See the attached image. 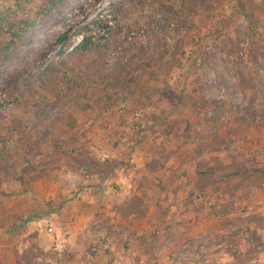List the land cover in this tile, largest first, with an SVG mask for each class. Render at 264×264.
<instances>
[{
	"label": "rangeland",
	"instance_id": "374dc122",
	"mask_svg": "<svg viewBox=\"0 0 264 264\" xmlns=\"http://www.w3.org/2000/svg\"><path fill=\"white\" fill-rule=\"evenodd\" d=\"M110 1L62 0L44 11L50 0H0V8L9 7L20 19L33 21L10 56L0 54V136H5L0 264H264V183L235 180L234 193H216L209 200L191 190L187 202L173 212L167 203L170 188L165 186L180 177L194 182L197 165L264 166V52L250 51L257 38L264 50L263 0H253L260 7L246 13L239 8L246 0H194L196 15L181 8L183 0H135L123 5L126 12L117 16ZM177 10L182 16L177 13L174 21ZM97 18L101 23L92 25V34L102 38L104 55L96 58L103 65L90 62L67 71L70 76L55 85L36 80L46 64L59 60V35L67 34L63 46L70 50L82 37L84 24ZM131 44L136 45V62L122 68ZM87 90L109 97L111 105L101 111L93 100L82 109L78 97ZM66 112L74 120L72 128L67 127ZM166 122L171 131L161 128ZM95 149L100 154L118 151L115 157H103L105 170L133 174L134 187L119 201L124 195L112 181L115 175L102 186L98 182L97 194L107 198L104 203L98 199L93 211L87 210L82 189L76 187L103 180L87 168L89 158L98 162L96 153L83 156ZM72 152L88 176L65 161ZM133 154L141 158V166ZM59 158L64 161L59 163ZM174 158L177 167L170 165ZM24 170L35 185L36 199H26L22 192L19 176ZM154 189L164 190L165 197ZM134 196L143 199V214L120 217L116 206ZM153 198L156 204L150 203ZM48 199L52 208L76 202L77 208L91 210L89 218H61L54 211L46 217L51 221L47 228L35 220L17 238L5 232L10 225L22 224L25 209L27 214L42 210ZM212 205L231 209L217 219L210 213ZM92 226L98 227L96 232L105 227L106 233H93ZM6 242L15 250L4 261ZM252 245V259L239 257Z\"/></svg>",
	"mask_w": 264,
	"mask_h": 264
},
{
	"label": "trees",
	"instance_id": "16d2710c",
	"mask_svg": "<svg viewBox=\"0 0 264 264\" xmlns=\"http://www.w3.org/2000/svg\"><path fill=\"white\" fill-rule=\"evenodd\" d=\"M62 0H50L49 6L44 9V11L48 9L55 8L58 3ZM135 0H114L109 2V6L113 11L114 15H122L126 12L124 10L123 5L125 4H133ZM170 0H164V3H168ZM264 5V0H263ZM240 11L242 13H246L247 11H251L253 8L260 7L258 4H254L253 0H246L245 3L239 4ZM80 8H83V4L80 5ZM181 8H185L186 10L191 9V14L196 15L197 13V3L194 0H183V6ZM175 16L172 20L176 21V14H181L180 10L174 12ZM182 16V14H181ZM183 19V17H181ZM101 23L100 20L94 19L90 22L84 24L81 28L80 33L82 37L80 41H78L70 50L64 49V43L67 41V34L63 33L60 34L57 38L56 42L60 45L58 49V56L60 57L58 61H51L50 63L46 64V66L37 73L35 76L36 80H40V82L48 81V83L55 85L58 84L61 77L70 76L67 71L72 70L74 72L79 67H82L84 64H88L90 62H97L103 65L102 60H98L96 56H103L102 53V38L96 37L92 34V25H97ZM33 26V21L30 20H23L20 19L16 12L13 11L9 7L2 6L0 8V54H4L5 57H9L12 53L14 47L18 46L24 39H26L28 35L29 29ZM122 44V43H121ZM135 46L131 44L130 50H127V64L123 63L122 68L125 65L131 64L136 62L137 54L135 53ZM263 43L260 38L252 41L250 46L251 53L259 54L260 52H264ZM100 62H98V61ZM78 106L82 109H88L91 105V101H95L99 110H104L111 105V99L108 97L106 100L101 98L100 96H96L91 91H85L82 95L78 97ZM68 116L67 120V127L72 128L74 125V120L70 112H66ZM163 125V124H162ZM169 128L168 130H172L171 124H164L161 128L164 129ZM169 133V132H167ZM213 140H218L216 135L213 136ZM5 136H0V163L3 159V148L2 144H4ZM206 167L201 168L199 165L196 166V174L197 179L194 182L195 191L196 193L205 200H209L212 195L216 193H225V194H232L235 192L236 186H232V183L235 180L245 181L246 183H254L256 185H261L264 183V166H223L219 165L218 167L213 166L212 164L205 165ZM27 170H24V175L19 176V181L22 186V192L26 194V199H36L35 195V185L30 181V178L27 175ZM31 175V174H30ZM35 177V176H32ZM36 178V177H35ZM263 189V196H264V187ZM52 200L48 199L44 202V208L42 210H33L27 214V210L25 209V216L22 215L21 225L14 224L10 225L5 229L7 234H15V237L19 236L21 233H24L27 230L26 224L40 220L42 218H46L49 214L53 213L54 211H58L64 204L62 202L58 203L56 208H52L50 205L52 204ZM143 199L139 196H134L133 198L129 199L126 204L116 206V213L124 218L127 219L128 217L135 215L141 216L144 212L142 207ZM210 213L217 219H221L225 215L230 212V207H222L216 208V206H210ZM29 211V210H28ZM45 216V217H44ZM4 232V233H5ZM254 239H256V234L253 232ZM16 237V238H17ZM2 237H0L1 239ZM13 243L6 242L5 247L2 250L3 256L2 260L5 261L7 257L11 254ZM254 253H256L255 245L250 246V248L245 252L243 256V260H249L254 257Z\"/></svg>",
	"mask_w": 264,
	"mask_h": 264
},
{
	"label": "crops",
	"instance_id": "0c3cea01",
	"mask_svg": "<svg viewBox=\"0 0 264 264\" xmlns=\"http://www.w3.org/2000/svg\"><path fill=\"white\" fill-rule=\"evenodd\" d=\"M163 135H171V136H173L172 134H167V133H164ZM97 138L98 137H96L94 139L97 140V141H100L99 138L98 139ZM126 139L127 138L124 137V138H122V141H125ZM158 140L160 141V140H162V138H158ZM93 153L94 154L96 153L95 155H97L96 156V158L98 160L97 163H95L94 157L93 158H89L91 155H94ZM100 153L95 149V151L92 152V154L87 153V154L83 155L84 157H88L89 158L88 159V164H87V168H88L89 174L92 173L91 175L96 174L97 176L99 175V176L103 177V180L102 179L101 180L98 179V181H90V180H88V182H86L87 184H85V186L83 184H79L76 187V190L77 189L78 190L82 189V191H80V194L83 193V195H84L83 199H84V197L86 198L87 210L88 209H92L93 211L94 210L96 211V205H98V203H99L98 199H101V202L104 203V201H105V199L107 197L103 196L102 193L100 195H99V193L97 194V191L100 188V185L101 186L104 185V183L108 180V178H112V176L115 175L114 173L109 172V170H105V168L107 166H106V163H103L102 161L104 159L103 157H115L119 152L114 150L113 152H111V154H109V153L100 154ZM147 153L148 152H146L145 155ZM180 153H181V151L178 152L177 155L181 158ZM137 154H139V156L141 155V153H137ZM137 154H133L132 156H134V159H136L135 162H137L141 166V164H140L141 162H139L141 160V158H139L140 159L139 160L138 156L136 157ZM150 155H152V154H150ZM66 157H68V158H65L66 159L65 161H68L69 163L72 161L73 164H75V170L76 169H78V170L81 169L80 166H78L79 165V163H78V158L79 157H78V155L76 153L72 152V153H70V156L66 155ZM154 157H156V155H154ZM62 158H63V156H62ZM134 159H132L131 161H134ZM63 161L64 160L61 159V158L58 159L59 163H62ZM176 162H177V159H175V158L171 159L170 160V165L172 166ZM178 164H180V163H178ZM69 166H71V164ZM183 166L187 167L186 164H183ZM167 167H169V165ZM175 167H177L176 164H175ZM66 170H68L67 173H68L69 176H71V177L74 176V173L69 169V167H66ZM78 172H81V171L79 170ZM60 173H61V171H60ZM81 174L85 175L86 173L81 172ZM86 176H88V174H86ZM132 176H133V174L130 176V173H128V172H126V173L118 172L113 177L112 181H115V183L117 185H119V187L121 189V192L119 193V195H124V196H120V198H118L119 201H124L126 199V195L132 193V188L134 187L133 183H132ZM195 181H196V179H194V182ZM70 182H72V179L70 180ZM98 182H99L100 185L97 184ZM194 182H190V181H187L185 179L183 180L182 177H180V179H178L177 181H170V180L166 181V185L165 186L167 188H170V193H171L170 195L172 197L169 201H167V203H169V202L171 203V208H172L171 212H173L176 208H179L178 210H180V206L182 207L183 203L187 202V199H186L187 195L189 194V192L191 190H195ZM67 185H68V187H70L69 186L70 184H67ZM72 186H73V184H72ZM65 189H66V187H65ZM67 189H70V188H67ZM154 190H155V193L157 192L156 195L159 194L161 196V198L165 197L166 194H165L164 190H162V189H154ZM156 197H158V196H156ZM154 201H155V198L151 199L150 203L151 204L152 203L156 204V202H154ZM72 205H73L72 207H70L68 205H63L62 208H60L58 210V212H59L58 215L61 214V216H62L61 218H63V217L68 218L69 215H70V218H74V219L84 218V220H87L89 218L88 214L91 212V210L89 212H87L85 209L77 208L75 206L76 202L72 203ZM68 208H70V210ZM171 212H169V215L171 214ZM179 212L180 211H177V215L179 214ZM172 215H174V214H172ZM133 216H135V215H132L130 217H133ZM95 222H96L95 219L92 220V222H90L89 227L91 226L92 223H95ZM96 227L97 226H92L90 228L91 232L98 233V232H96V229H97Z\"/></svg>",
	"mask_w": 264,
	"mask_h": 264
},
{
	"label": "built area",
	"instance_id": "2783aa9c",
	"mask_svg": "<svg viewBox=\"0 0 264 264\" xmlns=\"http://www.w3.org/2000/svg\"><path fill=\"white\" fill-rule=\"evenodd\" d=\"M108 25L112 26L113 23L111 20L108 21ZM104 32V30H102V33ZM131 38V37H129ZM81 38H79L78 41H80ZM111 58L112 60H115V53L114 52H111ZM143 126V125H142ZM39 226H42L43 228H47L51 225V221L48 219V218H42L40 219L39 221L36 222ZM98 229V227H96ZM106 233V228L105 227H102V228H99L98 230V234L100 236H103L104 234Z\"/></svg>",
	"mask_w": 264,
	"mask_h": 264
}]
</instances>
